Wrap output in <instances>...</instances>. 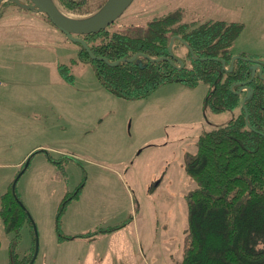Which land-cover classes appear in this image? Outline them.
Listing matches in <instances>:
<instances>
[{
    "label": "rangeland",
    "instance_id": "1",
    "mask_svg": "<svg viewBox=\"0 0 264 264\" xmlns=\"http://www.w3.org/2000/svg\"><path fill=\"white\" fill-rule=\"evenodd\" d=\"M105 1L90 0L82 14L59 9L84 18ZM1 6L0 206L14 183L30 217L20 224L18 258L37 237L32 264H179L196 186L186 163L199 135L238 109L215 113L204 106L206 85L176 80L142 98L116 96L45 15ZM166 15L169 28L185 32L241 24L230 53L264 62V0H133L106 28L143 37ZM179 43L172 51L181 57ZM1 223L0 264H9L14 233Z\"/></svg>",
    "mask_w": 264,
    "mask_h": 264
},
{
    "label": "trees",
    "instance_id": "2",
    "mask_svg": "<svg viewBox=\"0 0 264 264\" xmlns=\"http://www.w3.org/2000/svg\"><path fill=\"white\" fill-rule=\"evenodd\" d=\"M53 1L67 12H90V0ZM170 20L166 15L149 22L143 37L107 28L80 37L95 56L115 61L135 53L168 57L170 39L179 35L187 43V47L179 43L185 49L176 56L184 63L180 68L143 56L109 66L92 60L76 43L80 58L91 62L101 86L119 97L142 98L161 83L176 80L190 87L206 85L204 106L215 113L238 109L226 124L199 135L196 152L186 163L185 172L196 186L186 197L187 243L179 264H264V79L257 75L251 79L256 62L244 53L230 68L229 47L242 31L241 24L214 21L185 32L184 26L169 28ZM262 68L264 74V64ZM244 88L252 92L242 104ZM0 219L4 231L14 233L9 264H32L34 247L22 258L15 251L20 224L30 217L13 186L4 194Z\"/></svg>",
    "mask_w": 264,
    "mask_h": 264
},
{
    "label": "water",
    "instance_id": "3",
    "mask_svg": "<svg viewBox=\"0 0 264 264\" xmlns=\"http://www.w3.org/2000/svg\"><path fill=\"white\" fill-rule=\"evenodd\" d=\"M9 1L10 3H13L17 5L20 8L28 9V10H34L38 13H41L45 15L48 20L55 26L57 27L64 35L70 39L71 41L75 43H79L87 52L88 56L92 60H99L104 62L105 64L109 66H115L119 64L120 62H132L136 57L138 56H143L149 61L152 62H158L160 60H165L169 62L171 65L176 66V64H179V68L184 65V63L177 58L172 51L173 47V42L175 39L181 40L180 37L174 36L171 37L170 43L168 45V57H160L157 59H152L148 57L145 54L141 53H135L132 57L130 58H120L115 61H109L105 57L101 56H95L89 49L87 43L85 40H83L80 35H88V34H94L98 33L101 30H104L106 27L111 25L121 14L122 12L130 5V3L133 0H106L103 5L93 14L88 15L84 18H73L65 13H63L57 5L54 3L53 0H0V13L2 11V6L1 4L3 2ZM182 45L187 47V43L185 41L181 40ZM190 53L192 51L190 50ZM239 56H232L231 61H230V68L232 67L233 61L238 58ZM255 61V65L251 69V79L254 77L256 70L258 71V76L264 79V76L262 75L263 68L262 65L264 64L263 61ZM222 63H224L222 61ZM247 90V88H244ZM251 90H247L246 95L242 101V104L244 101L250 96ZM14 186V183L12 184ZM34 229V234L36 235V229ZM36 246L34 249V254L32 257V260L30 263L33 261L36 253H37V237H36Z\"/></svg>",
    "mask_w": 264,
    "mask_h": 264
},
{
    "label": "flooded vegetation",
    "instance_id": "4",
    "mask_svg": "<svg viewBox=\"0 0 264 264\" xmlns=\"http://www.w3.org/2000/svg\"><path fill=\"white\" fill-rule=\"evenodd\" d=\"M178 46H179V45H178ZM177 48H178V47H177ZM255 75H257V76H258V71H257V70H256V72H255ZM255 75H254V76H255Z\"/></svg>",
    "mask_w": 264,
    "mask_h": 264
},
{
    "label": "crops",
    "instance_id": "5",
    "mask_svg": "<svg viewBox=\"0 0 264 264\" xmlns=\"http://www.w3.org/2000/svg\"><path fill=\"white\" fill-rule=\"evenodd\" d=\"M38 14H39V15H42L41 13H38ZM35 148H37V147H35ZM35 148H34V149H35ZM19 163H20V162H19ZM19 163H18V164H19Z\"/></svg>",
    "mask_w": 264,
    "mask_h": 264
}]
</instances>
